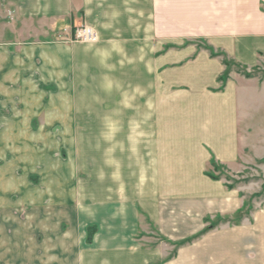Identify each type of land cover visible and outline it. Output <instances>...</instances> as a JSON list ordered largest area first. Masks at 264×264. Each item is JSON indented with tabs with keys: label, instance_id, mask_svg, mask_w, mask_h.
<instances>
[{
	"label": "crops",
	"instance_id": "crops-1",
	"mask_svg": "<svg viewBox=\"0 0 264 264\" xmlns=\"http://www.w3.org/2000/svg\"><path fill=\"white\" fill-rule=\"evenodd\" d=\"M45 80L100 139L74 210L91 239L41 264H264V206L235 221L250 189L208 172L264 159V0H0L4 101Z\"/></svg>",
	"mask_w": 264,
	"mask_h": 264
},
{
	"label": "rangeland",
	"instance_id": "rangeland-1",
	"mask_svg": "<svg viewBox=\"0 0 264 264\" xmlns=\"http://www.w3.org/2000/svg\"><path fill=\"white\" fill-rule=\"evenodd\" d=\"M233 66L231 63L228 70H235ZM6 90L0 88V264H41V256L63 255L53 247L59 234L65 254L73 242L80 250L86 248L84 241L91 239L94 229L85 237V216L77 217L74 210L86 206V139L100 137L69 134L71 127L86 123L74 124L70 119L75 105L70 102L68 88H57L53 81L45 80L26 90L30 102L15 103L4 101ZM208 172L225 178L228 187L250 189L235 221L264 206V159L237 174L239 179L215 161ZM99 188L90 186L92 191ZM160 251L172 256L175 248L162 247Z\"/></svg>",
	"mask_w": 264,
	"mask_h": 264
},
{
	"label": "built area",
	"instance_id": "built-area-1",
	"mask_svg": "<svg viewBox=\"0 0 264 264\" xmlns=\"http://www.w3.org/2000/svg\"><path fill=\"white\" fill-rule=\"evenodd\" d=\"M75 40L82 41V42H93L96 40V34L88 26H82L75 30L74 33Z\"/></svg>",
	"mask_w": 264,
	"mask_h": 264
},
{
	"label": "trees",
	"instance_id": "trees-1",
	"mask_svg": "<svg viewBox=\"0 0 264 264\" xmlns=\"http://www.w3.org/2000/svg\"><path fill=\"white\" fill-rule=\"evenodd\" d=\"M225 64L227 65V70H228L230 64H229L228 62H226V61H225ZM227 75H228V72L225 73V74H223V76H221L220 80L224 82V80L227 78ZM211 163H214V161L211 160ZM209 175H210L211 177H215V176L212 175V174H209ZM190 240H191V239H187V240H185V241H181V242L178 243V245H181V244H183V243H185V242H187V241H190Z\"/></svg>",
	"mask_w": 264,
	"mask_h": 264
}]
</instances>
